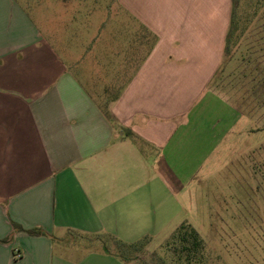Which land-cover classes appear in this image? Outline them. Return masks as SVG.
<instances>
[{"label":"crops","instance_id":"1","mask_svg":"<svg viewBox=\"0 0 264 264\" xmlns=\"http://www.w3.org/2000/svg\"><path fill=\"white\" fill-rule=\"evenodd\" d=\"M57 2L51 44L0 0V264H125L74 238L148 239L133 242L168 210L166 180L191 178L179 165L234 128L236 106L213 85L233 2Z\"/></svg>","mask_w":264,"mask_h":264},{"label":"rangeland","instance_id":"2","mask_svg":"<svg viewBox=\"0 0 264 264\" xmlns=\"http://www.w3.org/2000/svg\"><path fill=\"white\" fill-rule=\"evenodd\" d=\"M16 1L35 27L51 30L46 37L52 44L54 13L61 4L57 0ZM73 1L86 2L88 9L98 12H113L117 7L116 0ZM255 1L237 0L239 31L213 84L236 106L234 128L220 132L222 139L206 147L200 163L179 165L191 178L166 180L168 210L151 212V222L133 240L148 237L149 252L141 255L139 264H158L163 244L183 223L195 228L204 241L201 264H264V5L256 10ZM157 181L152 186H166L164 180ZM88 238L91 243L74 238L75 246L82 252L118 248L103 235ZM153 254L158 258L152 259Z\"/></svg>","mask_w":264,"mask_h":264},{"label":"trees","instance_id":"3","mask_svg":"<svg viewBox=\"0 0 264 264\" xmlns=\"http://www.w3.org/2000/svg\"><path fill=\"white\" fill-rule=\"evenodd\" d=\"M233 8L231 15V24L229 33L227 35V44L225 48L226 59L231 52V47L235 43V35L238 33V21H237V0H232ZM264 5V0H256L254 8L256 10L260 9ZM15 230H23L18 225H14ZM30 235L41 236L45 233L40 229H33L27 231ZM12 239V236L4 240V242L9 243ZM118 248L115 253L119 256L125 264H139L142 263L141 255L147 254L146 251L148 239H144L140 242L134 244H124L120 241H117L114 238H111ZM163 260L158 259V264H201L203 262V255L205 251V244L201 238L198 231L193 228L191 225L183 223L179 226L176 231L170 236V238L163 244ZM108 251V249H105ZM128 252V253H127ZM142 253V254H141ZM124 254H128V257H125ZM152 259H157L156 254L151 256ZM143 264H146L145 262Z\"/></svg>","mask_w":264,"mask_h":264},{"label":"built area","instance_id":"4","mask_svg":"<svg viewBox=\"0 0 264 264\" xmlns=\"http://www.w3.org/2000/svg\"><path fill=\"white\" fill-rule=\"evenodd\" d=\"M15 256H16V258H20L21 257V254L19 253V251L15 252Z\"/></svg>","mask_w":264,"mask_h":264}]
</instances>
